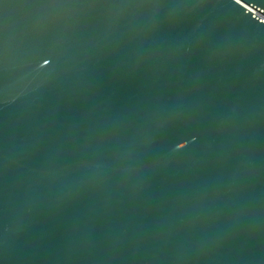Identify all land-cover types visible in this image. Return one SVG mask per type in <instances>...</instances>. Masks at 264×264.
<instances>
[{"label": "water", "instance_id": "obj_1", "mask_svg": "<svg viewBox=\"0 0 264 264\" xmlns=\"http://www.w3.org/2000/svg\"><path fill=\"white\" fill-rule=\"evenodd\" d=\"M0 264H264V0H0Z\"/></svg>", "mask_w": 264, "mask_h": 264}]
</instances>
